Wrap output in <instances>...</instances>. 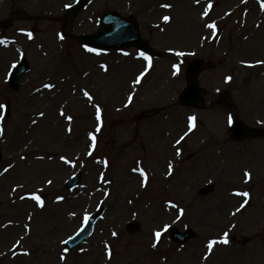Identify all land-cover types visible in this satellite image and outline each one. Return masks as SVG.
Segmentation results:
<instances>
[{
  "label": "rangeland",
  "instance_id": "1",
  "mask_svg": "<svg viewBox=\"0 0 264 264\" xmlns=\"http://www.w3.org/2000/svg\"><path fill=\"white\" fill-rule=\"evenodd\" d=\"M75 1L0 0V264H264V3L87 0L69 35ZM110 10L137 20L150 61L79 43ZM20 57L30 71L12 91ZM196 59L201 108L179 102ZM229 118L257 137L236 141ZM92 214L93 235L67 252ZM172 228L192 238L178 245Z\"/></svg>",
  "mask_w": 264,
  "mask_h": 264
},
{
  "label": "water",
  "instance_id": "2",
  "mask_svg": "<svg viewBox=\"0 0 264 264\" xmlns=\"http://www.w3.org/2000/svg\"><path fill=\"white\" fill-rule=\"evenodd\" d=\"M84 1L80 0L77 5H75L69 14V22L74 17V15L83 7ZM101 31L92 36L82 37L80 40L82 43L87 44L92 47L101 48L104 50L117 49L121 50L129 46H136L143 51L148 53H153V50L149 47L148 43L141 39L139 33L138 24L131 20L124 18L121 14L117 12H108L100 18ZM203 64L201 62L193 63L187 72L188 87L181 97V101L184 104H190L193 106H198L200 102L201 95L203 91L199 88V84L196 80L197 75L202 70ZM26 71L25 66L19 70V73L15 75L12 79V85L16 89L17 81L20 76ZM232 130L237 139L244 137L253 136V132L249 130L241 121L236 120L233 124ZM79 175L72 179L68 187H74L79 183ZM209 191L205 190L203 193L207 194ZM94 223V219L91 218L84 230L74 237L69 242V247L72 248L82 243L90 235L91 229ZM134 225H129V229L134 230ZM173 238L184 243L188 240L189 235H180L177 230H173Z\"/></svg>",
  "mask_w": 264,
  "mask_h": 264
},
{
  "label": "snow or ice",
  "instance_id": "3",
  "mask_svg": "<svg viewBox=\"0 0 264 264\" xmlns=\"http://www.w3.org/2000/svg\"><path fill=\"white\" fill-rule=\"evenodd\" d=\"M163 6H164V7H171L170 5H163ZM164 19H165V20H168L169 18H168V17H165ZM29 35H31V34H29ZM89 51H94V50H93V49H89ZM140 55H141L142 57H144L145 59H147V60L150 61V57L145 56L144 53H141ZM177 55H179V56H183V55H185V53H183V52H179V53H177ZM176 68H177V71H179V66H178V65L176 66ZM228 79L231 80V77H229ZM49 87H51V86H49ZM193 119H194V118H193ZM229 122L231 123V118H229ZM92 139L95 140V136H93ZM50 183H51V181H49V184H50ZM245 195H247V194L245 193ZM34 199H36L37 201H39L40 204H41V206H43V201L40 199L39 196L34 197ZM60 199H63V198L61 197ZM160 235H161V234H160L159 232L156 233L157 238H159ZM215 243H216L215 241H212V243L209 244V248H211L212 245L215 244ZM223 243H228L227 238H225V240L223 241Z\"/></svg>",
  "mask_w": 264,
  "mask_h": 264
},
{
  "label": "bare ground",
  "instance_id": "4",
  "mask_svg": "<svg viewBox=\"0 0 264 264\" xmlns=\"http://www.w3.org/2000/svg\"><path fill=\"white\" fill-rule=\"evenodd\" d=\"M133 176H134V178L136 179L137 176H136V175H133Z\"/></svg>",
  "mask_w": 264,
  "mask_h": 264
}]
</instances>
